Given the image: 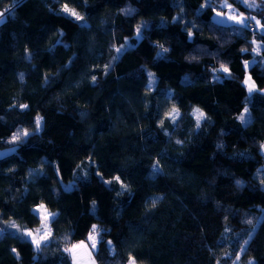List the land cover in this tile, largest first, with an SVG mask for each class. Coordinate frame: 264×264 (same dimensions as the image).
<instances>
[{
    "label": "trees",
    "instance_id": "1",
    "mask_svg": "<svg viewBox=\"0 0 264 264\" xmlns=\"http://www.w3.org/2000/svg\"><path fill=\"white\" fill-rule=\"evenodd\" d=\"M223 1L264 26L260 0H0V264H72L94 224L95 264H264V34ZM39 204L37 251L11 224Z\"/></svg>",
    "mask_w": 264,
    "mask_h": 264
},
{
    "label": "snow or ice",
    "instance_id": "2",
    "mask_svg": "<svg viewBox=\"0 0 264 264\" xmlns=\"http://www.w3.org/2000/svg\"><path fill=\"white\" fill-rule=\"evenodd\" d=\"M242 2H246V0H242ZM211 4V0H209V6ZM249 7H253L254 5L252 4H249L248 5ZM203 7V6H202ZM229 7H231L229 5ZM61 11L65 12V13H68L69 15H71L72 17H74L76 20H82L83 17L75 11V9H72V8H69L68 4H64ZM126 12H130L131 10H125ZM217 15H219V13H217ZM230 19H236L235 17H229ZM176 19V18H174ZM3 20V14H0V22H2ZM240 22V21H238ZM218 23H223V21H218ZM244 23V26L247 27V21H243ZM257 23H259V21H257ZM137 32L139 34L140 32V29L138 28L137 29ZM192 33L189 32V36L191 37ZM123 48V46H122ZM122 48H119L117 49V52H121L122 51ZM164 51H167V49H164ZM159 55V54H158ZM247 61L245 62V65L247 66ZM109 67V65H106L105 68L107 69ZM220 70H222L223 72L227 73L229 70L228 68L225 66V65H221L220 66ZM216 71H219V70H216L214 69V72ZM149 76V87L152 86V84L154 83V76L152 73H149L148 74ZM21 79H23V74H21ZM95 77H93V81H95ZM214 79H219L218 76H214ZM244 83L246 85H248L249 87V93H251L253 91V89H255V84L254 83H250V78L245 80ZM28 106L27 105H20V108L21 109H25L27 108ZM245 112H247V108H245L244 110ZM172 113H174L175 115H172ZM172 113H170L169 115L172 116V119L175 120L176 119V116L179 115V111L176 109V108H173L172 109ZM194 115L196 117V121H197V127L200 126L202 120L204 119V113L200 110V109H194ZM42 117H40L39 115H37L36 117V121H35V124H36V128H35V131L39 132L42 128ZM238 119H240L241 121H246V117L244 116V114H241L240 117H238ZM167 134V133H166ZM21 135L23 137H27L30 135L29 131L27 129L23 130L22 132L18 130L17 133H14L13 136H12V140L13 141H16V140H19L21 139ZM177 143H180V141H177ZM261 150L264 151V144H261ZM157 169L154 168V171H156ZM115 179L117 181H119V177H115ZM105 183H110V181H105ZM237 185H240L242 182L241 181H237L236 182ZM74 185H69L68 188H71L73 187ZM123 186V185H122ZM34 214H38L40 216V221H41V226H42V229H43V232L41 234V229H37L35 234L33 233L32 230H25L23 232V236L25 237H31V243L32 245L34 246V248L39 251L40 248L42 247V241H47L49 236L51 235V229L49 227L50 223L52 221L55 220V217H56V213H51V212H48L47 208L45 205L43 204H40L38 205L35 209H34ZM249 224L252 223L251 220L248 221ZM11 227H14V228H17V231H19V228L18 226L15 224V222H13L11 224ZM0 231H3V230H0ZM100 230L97 228V226L94 224L92 225V229L90 230L89 234H88V241L91 242V248L92 249H95L96 248V244H97V235L99 234ZM251 235V234H250ZM109 246L111 247V244L112 242L109 241ZM248 241H245L243 245H241V252L243 251H246V248H245V245H247ZM88 246L85 244L84 241H80L79 243L77 244H72L70 248H65L64 251L65 252H69L73 255V264H80V261L77 259L76 257V250L77 249H86ZM13 252L15 253L16 252V249H13ZM90 255V253H89ZM236 259L239 260L240 259V253L238 252L236 254ZM128 264H136L135 262V259L131 256H129V261H128ZM249 264H254V261H249Z\"/></svg>",
    "mask_w": 264,
    "mask_h": 264
},
{
    "label": "rangeland",
    "instance_id": "3",
    "mask_svg": "<svg viewBox=\"0 0 264 264\" xmlns=\"http://www.w3.org/2000/svg\"><path fill=\"white\" fill-rule=\"evenodd\" d=\"M248 1H254V3H256L255 2V0H248ZM260 1H262V2H264V0H260ZM251 3V2H250ZM222 4H223V7H225L226 9H225V11H224V13H222V14H219V15H215V19L216 20H220V21H223V22H226V23H228V24H232V23H237V24H244L243 23V21H247L248 23H247V26H249V28H250V30L252 31V32H259V33H263L264 34V26L261 24V22L259 21V19L257 18V17H255V16H252V15H246V14H244V13H241L240 11H238L235 7H233L232 5H231V7H229V3L226 1V2H222ZM248 5V4H247ZM0 14H2L1 12H0ZM229 17H235L236 19H230ZM3 20H4V16H3ZM2 20V21H3ZM238 21H240V22H238ZM257 21H259V23H257ZM1 23V22H0ZM254 35V34H253ZM139 36V34H138V32H136V37H138ZM259 45V44H258ZM254 52H255V50H253ZM149 73H151V72H149L148 71V74ZM153 74V73H152ZM149 77V76H148ZM263 93H264V87L262 88V89H260ZM194 109H197V108H194ZM244 110H245V108H244ZM243 110V112L241 113V114H244V116L246 117V121H241L240 119V121H241V123H242V125H245V124H247V122L248 121H250V115H249V108H247V112H245ZM241 114L238 116V117H240L241 116ZM194 115V114H193ZM194 117H195V115H194ZM195 119H196V117H195ZM89 172H92V173H94V175H96L100 180H102L104 183H105V181H109V180H107V179H103V178H101V176L99 175V173L95 170V169H92V170H90ZM72 184V182L71 181H67V182H62V186L65 188V189H69L68 188V186L69 185H71ZM106 185H108L109 183H105ZM124 185V184H123ZM124 187L126 188V186L124 185ZM263 187H264V185H263ZM40 205V204H39ZM38 206V205H37ZM37 206H35V207H33L32 208V211L34 212V209L37 207ZM48 212H50V211H48ZM263 212H264V205H263V207H262V210H261V213H260V215L258 216V219H257V222L262 218L261 216H262V214H263ZM51 213H53V212H51ZM39 218H40V216L38 215V214H36ZM37 229H41V234H42V232H43V229H42V226H41V221H40V224H39V226L38 227H36V228H33V229H23V230H19V231H17L16 229L15 230H13L15 233H18L19 235H21L23 238H25V239H27L28 241H30V243H31V237H25V236H23V232L25 231V230H32L33 231V233L35 234V232H36V230ZM245 241H247V239L245 240ZM45 241H42V243H44ZM85 242V244L88 246L86 249H77L76 250V257H77V259L80 261V264H95V262H94V260H93V258H92V248H91V242L90 241H88V240H85L84 241ZM77 243H79V242H76V243H74V244H77ZM31 245H32V243H31ZM32 247L34 248V246L32 245ZM71 247V246H70ZM69 247V248H70ZM35 249V248H34ZM36 250V249H35ZM241 250V249H240ZM89 253H90V255H89ZM68 256H69V258H70V261L72 262V264H73V255L71 254V253H69L68 252ZM128 261H129V258H128V260H127V262H126V264H128ZM237 262L236 261H233L232 262V264H236ZM137 264V263H136Z\"/></svg>",
    "mask_w": 264,
    "mask_h": 264
},
{
    "label": "crops",
    "instance_id": "4",
    "mask_svg": "<svg viewBox=\"0 0 264 264\" xmlns=\"http://www.w3.org/2000/svg\"><path fill=\"white\" fill-rule=\"evenodd\" d=\"M248 23V22H247ZM259 49H260V45H258V44H255L254 45V47H253V50H255V52H257V51H259ZM250 83H251V81H250ZM247 87H248V85H247ZM249 88V87H248ZM72 263V262H71Z\"/></svg>",
    "mask_w": 264,
    "mask_h": 264
}]
</instances>
